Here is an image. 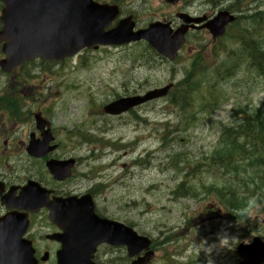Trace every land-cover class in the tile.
<instances>
[{
  "label": "rangeland",
  "instance_id": "1",
  "mask_svg": "<svg viewBox=\"0 0 264 264\" xmlns=\"http://www.w3.org/2000/svg\"><path fill=\"white\" fill-rule=\"evenodd\" d=\"M142 1L124 0L126 11L134 13L138 28L157 19L173 18L178 8L193 15H212L219 9L231 8L238 16L242 11L250 16L255 10L264 16V0H180L177 6L166 5L163 0ZM242 25L251 28L248 20ZM261 31L264 30L258 31V35ZM230 32L235 33L233 28ZM218 44L228 49L216 58L212 48ZM194 47L200 51L203 67H212L220 60L230 67L238 61L230 50L239 46L228 35L214 44L207 32L201 30L186 36L185 48L173 61L158 59L139 41L81 52L61 61L35 59L23 67L31 69L33 77L12 83L19 88L31 111L35 107L43 108L52 118L59 142L55 155L79 158L72 177L61 183L64 189L82 191L92 180L105 181L106 177L101 179L95 174L86 177V172L89 167L101 169L111 158L118 159V169L108 173L107 186L97 188L100 193L97 204L101 212L152 239L154 256L148 264H205L192 244L193 234L198 229L200 236L211 239L224 221L233 218L244 221L243 228L231 230L242 239L264 238V185L259 183V190V181H253L262 170L252 166L248 158L226 170L214 163L217 151L229 145L222 139L225 134L221 131L232 124L231 114L239 109L255 112L264 108V80L255 76L254 68L245 61L226 79H215L214 73L206 72L210 69H204L202 74L196 71L191 80L179 85L192 68L194 55L190 51ZM21 72L22 69L15 70V76ZM169 82L174 87L166 97L122 116L112 117L101 111L105 103L117 96L143 93ZM6 85L5 74L0 72V95ZM8 94L5 103L12 100L10 94L14 96L15 92ZM16 98L20 100V96ZM6 112L15 117L13 108L0 110L2 127L7 122L2 123ZM60 124L65 128L61 129ZM11 126L8 123L6 127L11 133L14 156L3 159L1 173L5 181L16 184L17 180L33 178L49 183L51 179L42 163L29 158L18 144L27 139L31 124L18 127L15 132L9 129ZM83 135L91 140L84 142ZM88 156L99 159L86 161L84 158ZM230 185L240 192L241 203L236 210L216 196L218 192L228 191ZM245 210L247 214L240 215ZM48 230L45 225L39 229L40 233L36 227L33 229L41 249L50 247L39 238ZM236 250L237 246L235 251L222 253L217 264L239 262ZM101 260L105 264L130 262L124 247L106 250ZM43 264H53V259Z\"/></svg>",
  "mask_w": 264,
  "mask_h": 264
},
{
  "label": "water",
  "instance_id": "2",
  "mask_svg": "<svg viewBox=\"0 0 264 264\" xmlns=\"http://www.w3.org/2000/svg\"><path fill=\"white\" fill-rule=\"evenodd\" d=\"M3 2L0 22L1 51L5 58L0 60V68L8 72L35 57L45 61L60 60L72 56L83 48L100 45H121L130 41L145 39L156 52L169 60L175 58L184 41L188 26L183 24L172 31L169 23L156 21L146 28L133 32L131 17L120 20L117 25L105 31V27L118 15L115 5L98 4L92 0H0ZM174 3L177 0H166ZM184 23L199 22L204 18H190L178 15ZM234 20L227 11L218 12L206 27L213 38L223 34L225 26ZM171 84L147 91L144 95L123 97L103 107L108 114H120L145 101L165 96ZM44 122L37 118V127L42 130ZM52 139L49 131L42 132V140H30L29 155L40 157L53 147H47ZM49 172L56 180L70 176L73 160L48 161ZM3 184L0 183V194ZM49 191L34 181L21 187L17 197L14 188L1 196V204L7 208H23L36 211L39 207L50 209V220L62 233L55 237L61 243L56 253V264H94L91 261L94 247L102 242L125 245L127 255L133 257L140 251L145 254L132 260L130 264H146L153 252L148 251L150 240L139 236L133 229L122 223L100 218L92 212L91 205L84 206L85 198L75 197L47 201ZM53 210V211H52ZM58 212L60 218L55 217ZM64 217V219H63ZM28 221L26 215L6 214L0 218V264H37L30 242L22 239ZM241 261L237 264H262L264 262V241L255 237L250 244H240L237 248ZM43 260L46 259L42 258Z\"/></svg>",
  "mask_w": 264,
  "mask_h": 264
},
{
  "label": "trees",
  "instance_id": "3",
  "mask_svg": "<svg viewBox=\"0 0 264 264\" xmlns=\"http://www.w3.org/2000/svg\"><path fill=\"white\" fill-rule=\"evenodd\" d=\"M238 27L242 28L240 25H238ZM251 27L252 28L249 34L247 33L248 40L250 43L253 42L254 29L256 28L255 25H253L252 23H251ZM239 28L236 29L237 30L236 37L240 40V43H241L242 42L241 36H238L241 34V31ZM260 54H262L261 56L262 64L259 63V64H256V66L259 70H264V50ZM204 69L205 67H203V64L201 63V57L197 56L194 60V63L192 64V68L186 73V77L182 81H180L179 85H184L186 82L191 80L196 75V71H198L199 74H202L204 72ZM185 92L188 93L189 90L185 89ZM257 113H259V115L261 116L260 120L256 121L255 119H250L247 122V126L244 130V133L247 136L246 138L248 141V145L250 146V149H249V146L247 147V149H249L247 150V153L251 154V157L248 159L251 161L253 166L257 168L258 167L262 168L263 170L261 175L253 179V181L255 180L259 181L257 184L258 185L257 188L260 190L259 183L264 185V111H257ZM236 151L241 152L243 154L234 155ZM215 158H216V160H214L215 165L224 166L226 170L231 165H238V163L243 158H246V154L243 150V146L239 145L238 143H234L228 146H222V148H220L217 151ZM235 169L237 170V166L235 167ZM230 171L235 172L236 174L238 173L237 171H234V170H230ZM240 174L241 173H239L238 176H240ZM229 188L230 189L226 191L228 201L227 200L225 201L226 203H228V205H230V209L236 210L237 208H239L237 204L241 203L239 199L240 192L238 190L236 191L232 185H230ZM218 194L220 195V197L224 198V195H221L220 192H218Z\"/></svg>",
  "mask_w": 264,
  "mask_h": 264
},
{
  "label": "flooded vegetation",
  "instance_id": "4",
  "mask_svg": "<svg viewBox=\"0 0 264 264\" xmlns=\"http://www.w3.org/2000/svg\"><path fill=\"white\" fill-rule=\"evenodd\" d=\"M195 30H191L189 32H193ZM28 94V93H26ZM30 95V94H28ZM38 108L35 107V111L37 110ZM26 111H30V113L33 115L34 113L31 112L30 108H26ZM42 116L44 118H46V116L44 114H42ZM34 116H31V117H27V116H19L17 119H15V121H12V126L9 128L12 132H15L17 130L18 127H21L23 125H29L31 124V130L28 132V135H27V139L28 137L30 136V134H33L35 137H39V132L36 130V127H35V124H34ZM118 117V116H117ZM49 122H50V126H51V132L53 134V137H54V143H55V140H56V134H55V129L53 128V121L51 118H48L47 119ZM4 123V122H3ZM8 130V127H2L0 125V180H5L3 174L1 173V169H2V159L4 158V153L7 154L9 153L8 149H7V146H8V143H9V137L7 135V130ZM53 143V144H54ZM19 144L22 145L23 144V141H19ZM55 145H59V142H57ZM59 147V146H58ZM46 157H55V155L52 153V154H48ZM47 158H40V159H35V160H39V162H45ZM58 159H65V158H58ZM67 159V158H66ZM96 159H99V158H96ZM95 158H91V161H94ZM75 166L79 164V159L78 158H75ZM117 158H115L114 160H111L109 161L108 165H105L104 167H102L101 169H97V170H94V171H90L88 174H86V177L90 176L92 173L93 174H96L97 176L96 177H100L101 179L106 177L108 179V173H112L116 167H118V162H117ZM92 167H89V169H91ZM107 179L105 181H102V182H99L100 184H104L105 186H107L108 182H107ZM58 183H61V182H58ZM6 184V183H5ZM96 180H92L90 182V185L85 188L82 192H78V193H75V189L73 190H70L69 188L68 189H64L62 187V185L60 187H57L56 189L53 190L52 193H50L49 195V198L52 199L53 197L55 196H58V197H66L68 195H72V194H76L77 196L78 195H82V194H86V193H89L94 202H95V212L98 214V215H101L103 214L97 204H96V199L97 197L100 195V193H97V187H96ZM8 184H6L7 186ZM4 213L6 212L1 206H0V213ZM47 210H45L44 208L40 209L36 214H29V220L30 222L34 219V217H39V216H44V215H47ZM108 217V215H107ZM48 221V220H47ZM49 227L51 229V232L52 233H55V232H58V230L56 229V227L51 224L49 221ZM50 252L52 250H56L58 247H59V244L55 241H50ZM103 247H106L103 246ZM43 251H48L47 249H44ZM52 253V252H51ZM100 255H98L99 257Z\"/></svg>",
  "mask_w": 264,
  "mask_h": 264
},
{
  "label": "clouds",
  "instance_id": "5",
  "mask_svg": "<svg viewBox=\"0 0 264 264\" xmlns=\"http://www.w3.org/2000/svg\"><path fill=\"white\" fill-rule=\"evenodd\" d=\"M248 210H245L240 215H246ZM199 215V214H198ZM244 221H237L235 218L224 221L222 226L216 229L211 236V239L206 236H200L198 229L193 234L192 244L196 251L202 255L205 264H217V258L226 251H235V247L240 243H250V240H244L236 235L233 229L239 230L243 228ZM223 232L224 235L220 233ZM231 245V247H228Z\"/></svg>",
  "mask_w": 264,
  "mask_h": 264
},
{
  "label": "bare ground",
  "instance_id": "6",
  "mask_svg": "<svg viewBox=\"0 0 264 264\" xmlns=\"http://www.w3.org/2000/svg\"><path fill=\"white\" fill-rule=\"evenodd\" d=\"M245 13H246V11H242L241 13H239V14H240L239 17H241V18H243V19H245V18H246V19H250V20H252L256 25L261 26V27L263 26V28H264V24H263V22H262V19H263L264 16H262V14H260L259 11H256V10H255V12L252 13L250 16L247 15V14H245ZM251 46H252L253 48H256L257 44L252 43Z\"/></svg>",
  "mask_w": 264,
  "mask_h": 264
}]
</instances>
